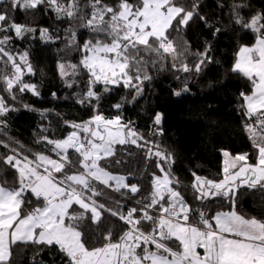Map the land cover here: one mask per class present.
Returning a JSON list of instances; mask_svg holds the SVG:
<instances>
[{"label": "snow or ice", "instance_id": "6c2138e0", "mask_svg": "<svg viewBox=\"0 0 264 264\" xmlns=\"http://www.w3.org/2000/svg\"><path fill=\"white\" fill-rule=\"evenodd\" d=\"M218 7L224 9L223 0ZM250 7V3L233 4L229 20L233 31L238 27L255 36L251 46H239L231 66V73L251 83L250 93L239 92L237 100L255 162H250L247 152L232 155L221 150L225 157L221 178L209 179L192 171L195 200L204 205L223 197L231 204V210L217 211L209 218L203 207L191 208L178 190L171 153L138 132L132 121L125 123L119 114L106 117L96 107L102 99L98 85L103 86V93H110L112 86L133 93L131 100L122 97L121 103L113 105L117 112L124 102L131 104L141 98L145 82L152 80L149 66L159 64L163 71L166 63L170 65L174 79L183 83L173 93L179 97L190 91L189 81L219 63L213 54L214 43L225 29L202 14V0H0V137L6 138L0 139V147L11 153L0 155V163L7 166L0 169L4 177L0 183V264H13V247L27 245L55 247L61 264H264V219L248 217L236 207L241 189L264 193V10L245 19L241 9ZM18 11L51 12L57 21L67 20L69 26L63 29V37L58 31L53 36L49 28L38 30L17 23ZM197 19L206 28H214L212 40H205L203 49L196 52L190 51L185 40L181 50L171 38L172 31H186ZM78 29L88 32L82 44ZM37 31L42 43L63 40L64 51L80 54L78 63L58 60L57 72L66 88L79 87L86 79L85 90L74 95L78 104H87L93 111L86 121H65L73 130L62 139L43 135L47 129L42 127L35 141L45 145L42 151L25 149L7 132L9 114L18 111L15 105L20 97L25 92L40 95L38 86L25 80V76L35 75L29 49L15 47L16 41L35 38ZM52 95L56 97L55 92ZM24 108L36 111L27 104ZM40 115L46 118L45 112ZM162 121V113L156 112L152 137L163 136ZM116 145L144 150L148 162L155 158L160 175L152 173L151 191L146 196L137 199L141 193L138 184L126 183V176L101 166V161L115 155ZM69 166L76 170L69 173ZM9 169H15L13 184L18 186H5ZM107 188L131 206L111 197L107 199L114 207L100 203L98 198L105 197ZM75 205L82 211H76ZM105 213L118 218L123 231L114 239V229L109 227L102 234L101 245L89 247L85 229L99 228ZM148 225L151 230H145ZM198 249L203 250L202 255ZM31 264L38 262L33 259Z\"/></svg>", "mask_w": 264, "mask_h": 264}, {"label": "trees", "instance_id": "16d2710c", "mask_svg": "<svg viewBox=\"0 0 264 264\" xmlns=\"http://www.w3.org/2000/svg\"><path fill=\"white\" fill-rule=\"evenodd\" d=\"M135 2V0H132ZM221 0H202L201 12L209 22L225 29L214 43V57L219 63L208 66L206 72L195 80L189 81L190 91L179 97L174 91L183 87L182 82H177L168 63L165 70H159V64L155 68L149 66L151 82H145V91L141 98L129 104L124 102L123 107L117 112L113 108L116 103H121V98L131 100L133 93L125 88L112 86L110 93H103L102 85H98L96 90L102 93V99L96 107L98 111L106 117L122 115L126 123L132 121L138 132L147 139H155L162 149L171 153L174 159V166L171 171L179 179V191L184 195L187 203L193 209L203 207L209 213V218L217 211L231 210V204L223 197L206 201L204 205L194 199L196 193L191 188L194 180L192 171L197 175L209 179L221 178L222 152L227 150L231 154L249 153L251 163L255 162V151L248 140V134L244 130L245 118L239 111L237 97L239 92L250 93L251 83L244 77L231 73V66L235 61V53L240 45H251L255 36L250 31H233L234 25L229 20V9L233 4L250 3V8H242L241 15L249 19L251 14L264 10V0H223L225 5L221 10L218 4ZM17 23L29 24L38 30L49 28L50 33L63 37V29L69 26L67 20L57 21L51 12L44 14L41 12L25 13L18 11L15 13ZM214 30L206 28L197 19L192 22L186 31H172L171 38L177 46L183 50L184 41L190 44V51L202 50L205 40H212L211 32ZM88 38L85 29H78V42L83 43ZM15 47L24 50L29 49L30 61L35 68L34 76H25L26 82L35 83L38 86L40 95L34 96L30 92H25L16 103L18 111L12 112L8 117V134L14 140L20 141L25 149L34 151L44 150L45 145H37L35 141L41 134V128H46L47 135L51 139H62L73 129L64 122H83L88 120L93 111L87 104L81 105L76 102L75 93L82 92L86 87V79L79 87L66 88L57 72V61L65 60L71 63H78L80 54L78 52L64 51L63 40L54 43H42L37 31L35 38H29L25 42L16 41ZM60 50V51H58ZM56 97H53V93ZM11 103V101H10ZM27 104L36 111L24 108ZM45 112L46 118H42L40 113ZM156 112L163 115L162 127L164 134L162 137H152V118ZM0 139H6L0 137ZM46 144V142H45ZM16 146V145H13ZM18 147V146H16ZM50 147V146H48ZM19 150V148H18ZM155 151V148L153 149ZM52 158L58 159L54 154ZM11 154L7 149L0 147V155ZM31 156L30 153L25 152ZM71 157L72 150H69ZM121 161L117 164L115 161ZM107 171L124 175L127 183H136L141 188V193L137 199L146 196L150 191V179L153 172L160 175L155 166V158L148 162L144 158V150L132 145H116L115 155L101 161ZM7 166L0 163V169ZM77 164V168H78ZM167 170V166H165ZM76 169L67 167L71 173ZM16 179L15 169L7 171V184L5 186H18L13 184ZM4 182V177L0 176V183ZM103 189V185H98ZM105 197L98 198L100 203H106L108 207H114L107 197L113 200H120L122 205L130 207L127 201L115 193L112 188L104 189ZM34 199V198H32ZM237 210L248 217L264 219V193L260 190L248 191L241 189L236 200ZM76 211H82L78 205L74 206ZM26 211V209H25ZM90 217V214H89ZM196 216H193L195 222ZM88 224H91L90 219ZM122 222L118 218L111 217L105 213L99 228H86L89 244L100 246L102 234L111 227L114 229V239H118L123 229ZM145 230H151L148 225ZM100 241L98 243L97 241ZM153 247V246H150ZM13 264H31L35 259L38 264H61V254L55 247L48 249L41 245H27L13 247ZM54 257V259H53Z\"/></svg>", "mask_w": 264, "mask_h": 264}, {"label": "rangeland", "instance_id": "374dc122", "mask_svg": "<svg viewBox=\"0 0 264 264\" xmlns=\"http://www.w3.org/2000/svg\"><path fill=\"white\" fill-rule=\"evenodd\" d=\"M115 148H116V146H115ZM46 154V153H45ZM49 155V154H48ZM232 155H236V154H232ZM224 160H225V157L222 155V167H223V162H224ZM80 171H83L82 169H79ZM41 171H42V169H41ZM73 172V171H72ZM111 173H113V172H111ZM113 174H117V173H113ZM117 175H120V174H117ZM126 183H127V181H126Z\"/></svg>", "mask_w": 264, "mask_h": 264}, {"label": "crops", "instance_id": "0c3cea01", "mask_svg": "<svg viewBox=\"0 0 264 264\" xmlns=\"http://www.w3.org/2000/svg\"><path fill=\"white\" fill-rule=\"evenodd\" d=\"M253 43H254V42H253ZM253 43H252V44H253ZM252 44H251V45H252ZM251 45H249V46H251ZM26 211H27V209H26ZM214 215H215V214H214ZM198 251L201 253V255L203 254V250H202V249H198Z\"/></svg>", "mask_w": 264, "mask_h": 264}]
</instances>
